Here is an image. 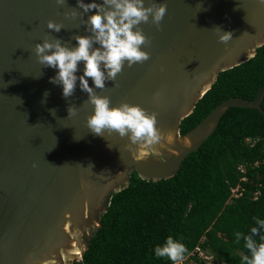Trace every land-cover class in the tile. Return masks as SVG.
<instances>
[{"label": "water", "instance_id": "water-1", "mask_svg": "<svg viewBox=\"0 0 264 264\" xmlns=\"http://www.w3.org/2000/svg\"><path fill=\"white\" fill-rule=\"evenodd\" d=\"M95 3L102 15L115 10L105 0ZM161 3L167 10L159 27L151 15L133 27L149 41L141 45L149 59L131 66L125 61L114 78L105 70L103 88L89 78L92 93L109 98L110 107L128 104L157 115L162 139L147 146L143 139L133 143L131 132L93 133L87 126L90 94L77 80L65 98L59 82H51L58 69L41 64L35 53L45 41L74 49L77 37L93 40L90 52L101 48L88 22L95 10L85 11L78 0H0V264H68L83 257L113 194L129 186L133 172L168 179L214 133L228 108L264 114L262 86L255 99L228 98L181 134L182 121L219 74L264 45V4L144 0V7ZM49 22L61 30L49 29ZM224 32L231 40L221 42ZM83 71L80 61L77 77Z\"/></svg>", "mask_w": 264, "mask_h": 264}, {"label": "trees", "instance_id": "trees-1", "mask_svg": "<svg viewBox=\"0 0 264 264\" xmlns=\"http://www.w3.org/2000/svg\"><path fill=\"white\" fill-rule=\"evenodd\" d=\"M262 86L264 45L253 58L219 74L182 121L181 134L228 98L255 99ZM261 106L264 109V100ZM261 222L264 114L230 107L175 175L158 181L142 179L136 172L130 175L129 186L113 194L101 227L87 241L82 260L74 264H172L155 255L156 247L165 246L169 236L185 245L184 257L205 237L204 245L225 264H247L252 258L247 238L257 249L264 243Z\"/></svg>", "mask_w": 264, "mask_h": 264}, {"label": "clouds", "instance_id": "clouds-1", "mask_svg": "<svg viewBox=\"0 0 264 264\" xmlns=\"http://www.w3.org/2000/svg\"><path fill=\"white\" fill-rule=\"evenodd\" d=\"M64 2L65 0H57V3ZM105 3L112 5L115 10L102 15L101 6L95 3V0L87 4L83 0H78V4L85 11L95 10L88 17V22L95 33V42L99 43L101 48L90 52L93 40L88 37H77V47L74 49L66 48L59 42L53 44L45 41L42 45H36L35 53L41 64L58 69L56 77L51 78V82H59L65 98L73 94L77 80L80 82L81 89L90 94L89 102L93 105V112L87 119V126L93 133L103 135L105 130H108L124 136L131 132L133 143L143 139L147 146H153L162 139V133L156 127L157 115H149L141 107L128 104L116 108L110 107L109 98L95 96L92 93L89 78L95 87L103 88L105 70L108 76L114 78L121 71L125 61H128L131 66L149 59V53L141 50V45L149 41L142 31H133V27L141 21L147 22L150 15L153 23L159 27L167 5L161 3L155 8H145L144 0H105ZM259 3L264 4V0H259ZM48 27L57 32L61 30V25L53 22H49ZM217 30L221 31L219 28ZM231 38V32H224L220 40L227 42ZM80 61H84V71L77 77L76 72ZM75 111L74 107H69L68 115H74ZM168 139H171L170 134ZM261 223L264 225V222ZM252 232L255 234L257 229L253 228ZM247 239L246 247L252 251V258L247 261V264H264V243L257 249L251 238ZM186 251L183 243L169 236L165 246L156 247L155 255L158 258L166 257L174 264H179Z\"/></svg>", "mask_w": 264, "mask_h": 264}, {"label": "built area", "instance_id": "built-area-1", "mask_svg": "<svg viewBox=\"0 0 264 264\" xmlns=\"http://www.w3.org/2000/svg\"><path fill=\"white\" fill-rule=\"evenodd\" d=\"M241 170L243 171V165L240 166ZM245 179V178H243ZM234 193L238 191V187L232 190ZM206 238L203 237L199 243L195 246V248L189 252L179 264H225L221 261L215 254L212 249L207 245L205 246ZM82 260L81 256H77L75 259L69 261L68 264H74L77 261ZM174 264V262L172 263Z\"/></svg>", "mask_w": 264, "mask_h": 264}]
</instances>
